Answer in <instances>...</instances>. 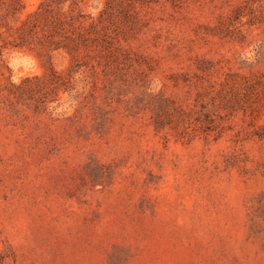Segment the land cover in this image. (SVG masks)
Returning <instances> with one entry per match:
<instances>
[{
	"label": "rangeland",
	"instance_id": "374dc122",
	"mask_svg": "<svg viewBox=\"0 0 264 264\" xmlns=\"http://www.w3.org/2000/svg\"><path fill=\"white\" fill-rule=\"evenodd\" d=\"M0 264H264V0H0Z\"/></svg>",
	"mask_w": 264,
	"mask_h": 264
},
{
	"label": "trees",
	"instance_id": "16d2710c",
	"mask_svg": "<svg viewBox=\"0 0 264 264\" xmlns=\"http://www.w3.org/2000/svg\"><path fill=\"white\" fill-rule=\"evenodd\" d=\"M49 23H51L54 27H61L63 25V21L60 17H55L54 15L50 17Z\"/></svg>",
	"mask_w": 264,
	"mask_h": 264
}]
</instances>
